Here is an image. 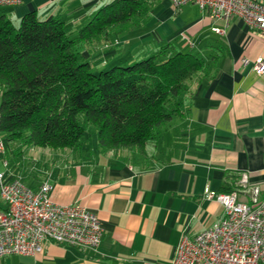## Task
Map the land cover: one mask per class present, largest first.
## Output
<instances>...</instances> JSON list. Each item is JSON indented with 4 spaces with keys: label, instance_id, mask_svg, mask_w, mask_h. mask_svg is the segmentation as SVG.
Wrapping results in <instances>:
<instances>
[{
    "label": "crops",
    "instance_id": "obj_1",
    "mask_svg": "<svg viewBox=\"0 0 264 264\" xmlns=\"http://www.w3.org/2000/svg\"><path fill=\"white\" fill-rule=\"evenodd\" d=\"M114 0H19L0 8L12 25L35 13L63 21L72 36ZM142 19L121 35L84 45L81 58L99 69L144 59L168 47L205 64L187 83L182 116L168 122L145 145L103 151L83 140L75 149L21 146L0 150L6 182L31 189L51 186L57 205H79L98 218L102 236L95 249L44 243L33 256L12 255L0 264H171L182 236L193 238L224 217L205 191H234L250 202L264 192V73L250 62L264 60V34L232 19L224 23L188 4L140 0ZM264 4V0H255ZM6 163V165L4 164ZM5 206L0 199V215Z\"/></svg>",
    "mask_w": 264,
    "mask_h": 264
},
{
    "label": "trees",
    "instance_id": "obj_2",
    "mask_svg": "<svg viewBox=\"0 0 264 264\" xmlns=\"http://www.w3.org/2000/svg\"><path fill=\"white\" fill-rule=\"evenodd\" d=\"M140 0H114L72 36L59 19L23 16L17 28L0 14V142L50 149L80 146L88 125L103 151L143 153L164 126L182 116L187 83L202 59L164 47L130 63L94 72L84 45L121 35L142 19ZM79 118H82L80 123ZM234 191H227L231 194Z\"/></svg>",
    "mask_w": 264,
    "mask_h": 264
},
{
    "label": "built area",
    "instance_id": "obj_3",
    "mask_svg": "<svg viewBox=\"0 0 264 264\" xmlns=\"http://www.w3.org/2000/svg\"><path fill=\"white\" fill-rule=\"evenodd\" d=\"M176 11L191 4L224 23L215 28L224 33L232 19L264 34V4L255 0H169ZM19 0H0V8L15 6ZM257 75L264 73V60L250 62ZM0 150L3 146L0 142ZM6 165V163H4ZM51 186L42 183L31 189L18 180L6 182L0 172V199L5 209L0 215V259L12 255L33 256L44 243L95 249L102 229L96 215L79 205H57L50 197ZM224 209V217L193 238L182 236L171 264H264V192L256 190L250 202H241L235 193L205 191Z\"/></svg>",
    "mask_w": 264,
    "mask_h": 264
},
{
    "label": "rangeland",
    "instance_id": "obj_4",
    "mask_svg": "<svg viewBox=\"0 0 264 264\" xmlns=\"http://www.w3.org/2000/svg\"><path fill=\"white\" fill-rule=\"evenodd\" d=\"M18 25H19V23H17L16 25H14L15 28H17ZM95 66H96V65H95ZM95 66H93V70H94V72H97V71L102 70V68L99 69L98 67H95ZM79 120H80V123H82V118H79ZM96 133H97L96 128H94V127L91 126V125L86 126V127H85V135H84V137H83V141H84L88 146H92L93 143H94V145H97Z\"/></svg>",
    "mask_w": 264,
    "mask_h": 264
}]
</instances>
